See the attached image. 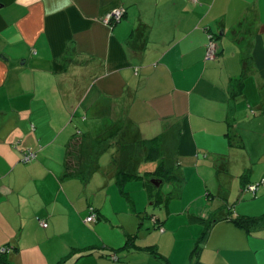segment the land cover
Listing matches in <instances>:
<instances>
[{"label":"crops","instance_id":"0c3cea01","mask_svg":"<svg viewBox=\"0 0 264 264\" xmlns=\"http://www.w3.org/2000/svg\"><path fill=\"white\" fill-rule=\"evenodd\" d=\"M119 7L122 20L106 25ZM89 117L107 125L95 139L118 157L110 172L155 161L172 142L201 195L180 211L154 195L166 217L141 219L154 228L143 235L113 212L122 229L95 239L110 230L105 198L92 229L89 216L75 220L80 238L57 209L75 183L64 184L68 158L88 180L108 171L104 153L86 159L96 148L77 159L95 140ZM154 123L161 133L146 136ZM158 135L161 146H141ZM1 248L0 264H264V0H0Z\"/></svg>","mask_w":264,"mask_h":264},{"label":"rangeland","instance_id":"374dc122","mask_svg":"<svg viewBox=\"0 0 264 264\" xmlns=\"http://www.w3.org/2000/svg\"><path fill=\"white\" fill-rule=\"evenodd\" d=\"M111 120V119H110ZM102 120L99 118L97 120L89 117V121L85 122L87 127L92 126L93 130H88L89 134L95 139V137H99L100 134H105V131L107 129L106 124H102ZM112 121V120H111ZM109 123V121H108ZM149 130L145 131L144 134L146 136L148 135H154V132L161 133L162 131V125H156L155 123L150 125ZM161 136L158 135L159 141ZM162 138V137H161ZM156 144H159L155 141ZM163 143V140H162ZM166 146H169L168 149H166V152L162 154V156H158V159L154 161L148 160L146 161L144 158L137 160L135 163V167L130 168L129 171L125 170L129 173L139 175L141 178L138 179H127L123 184L120 183L123 179L127 177L126 174H129L127 172H123L126 174H121L120 177L115 176H108L114 175L112 171H109V166L112 161V148H109L106 150L104 154L101 155L99 161H100V167L101 168H107L108 171L107 173H103L100 171H97L96 173L93 174V176L88 180L89 182L83 181V179H76L72 178L69 180H65L64 184L69 182L70 180H75V183L73 184L74 186L71 187V189L67 190L68 194H66L71 200H68V206L64 205L62 203L63 201V195L60 197V202L58 203V209H57V214L62 215L66 221L70 220V226L73 228L75 227V231L77 232V235L80 238H88V235L85 233L86 228H83L80 226L81 224L79 222L75 223L76 219L82 220L86 218L87 216L90 215V208L94 207L95 209L98 208L97 204L101 203L104 201L105 198H108V203H107V209L106 212L110 214L109 216L110 219V227L109 231H105L104 233L102 232L101 234H93V237L96 238H101L103 237L105 239L108 238L106 235L115 237V233L118 231L115 230H121L122 227L120 226L118 220L115 219V214L118 212L119 214L123 213L122 218L126 219V226H132L133 228H138L139 232L141 235L145 234V232H152L153 227L150 226L148 223L145 225H142L140 227V222L141 219L143 222H149L152 220V218L155 216L159 217L162 216L163 218L166 217L167 209L166 205L163 203L166 202V200L170 199L171 202V207L173 211H180L182 207L192 198H198L201 193L199 192V188L201 187L200 184L202 180L197 178V173L194 166H185L184 171L182 172L181 166H179L178 163H180V158L176 157V148H175V143L168 142ZM139 148L137 149V151ZM135 151V147H134ZM145 150L140 149V152L143 153ZM132 160L136 158H132ZM71 162L73 164L74 160L71 159ZM160 166H163L165 168V173L161 175V173L155 172V174H147V172H154L156 170L159 171ZM110 172V173H109ZM206 176H210L206 173L208 172H203ZM213 174V171L211 172ZM147 176H154V177H160L163 183L160 184V186H155L154 184L151 183V180H159L157 178H147ZM215 177H218L217 174L214 171L213 174ZM182 179H179V177ZM88 177V175H87ZM187 181H191L192 184H190V187H187L186 184V178ZM147 181H150V184L152 186V191L150 192L151 200H149V193L147 190L144 188L143 185H147ZM106 182V183H105ZM218 182V181H217ZM88 184V185H86ZM108 184V188L104 187L101 188L103 185ZM185 184V185H184ZM214 184V183H212ZM67 185V184H66ZM182 186L185 188L181 189ZM213 187V186H212ZM202 189V188H201ZM214 195V190H212ZM64 194V195H65ZM160 194L162 198V202L157 205H153L152 202L155 201L154 195L158 196ZM207 194H205V198ZM217 196V195H216ZM128 198L134 200V204L130 203ZM217 198V197H216ZM213 200V199H212ZM155 203V202H154ZM136 204V205H135ZM206 204V202L204 203ZM215 206L217 205V202H214ZM134 205V207H133ZM161 205V206H160ZM137 206V208H136ZM133 207V208H132ZM139 208V209H138ZM140 208L142 210H140ZM201 208L202 210L204 209L203 207H196V209ZM130 211L132 213L140 214V216L136 217L135 215H132L130 213L127 214V212ZM98 213V212H97ZM98 215V214H97ZM101 219H105L104 216L101 215L99 217ZM175 217H172L171 221H169V224L172 225V220H174ZM99 220V219H98ZM128 220V221H127ZM74 222V223H73ZM84 222V221H83ZM105 222V221H104ZM137 223V224H136ZM96 223H85L87 226L88 230L92 229L91 227L95 226ZM118 225V227H116ZM108 226V225H107ZM114 226V227H113ZM87 231V230H86ZM116 238V237H115ZM109 240V238H108ZM2 249H0V254H2Z\"/></svg>","mask_w":264,"mask_h":264},{"label":"trees","instance_id":"16d2710c","mask_svg":"<svg viewBox=\"0 0 264 264\" xmlns=\"http://www.w3.org/2000/svg\"><path fill=\"white\" fill-rule=\"evenodd\" d=\"M87 139V138H86ZM84 140L82 143H79L78 144V146H77V154H79V153H83L84 154V150L86 149V150H92V148H96V151L94 152L93 150H92V153H90L89 155H87V154H85V155H87V160H89L90 162H98V159H99V156H98V153H104V151H105V149L104 148H102V146H100L101 144H102V142H100V141H98V140H93L92 142H89L88 140ZM128 141L129 140H126V143L128 144ZM155 141L158 143L159 142V144H156L155 143ZM82 144H84L85 145V147L86 148H84V146L82 147L81 145ZM141 146H143V147H145V148H147V149H152V147L153 146H155V147H157V146H161V142L159 141V139H154V140H152V141H149V140H144V141H142V143H141ZM156 150H157V152H160V150H159V148H156ZM95 154L94 156H92L91 154ZM152 156V155H151ZM78 158L77 159H81V157H83L82 155L80 156V154L77 156ZM118 157H116L115 155H113V157H112V162L115 164V163H117L118 162V159H117ZM35 159V158H34ZM33 159V160H34ZM71 159H73L72 157H70V158H68V161H67V164H66V177H74V178H79V179H83V181H88V177H87V175L89 176L90 174H86L85 175V173L84 172H74L73 170H74V162H73V164H72V162H71ZM32 160V161H33ZM161 169H159L160 171H158L159 173H161V175L163 174V173H165V168L163 167V166H161L160 167ZM123 172H127V171H125V170H121L120 172H117V174L115 173L114 175H112V176H115V175H117V177H120L121 176V174H126V173H123ZM157 172V173H158ZM127 173H129V172H127ZM148 174H150V173H148ZM152 174H155V173H151L150 175H152ZM108 175H110V174H108ZM127 175V177L125 178V179H123L120 183H124L127 179H138V178H141L139 175H136V174H132V173H129V174H126ZM147 178L149 177V176H146ZM179 177V176H178ZM179 179H182V178H180L179 177ZM148 183V187H149V189H152V186H151V184H150V181H147ZM128 200L131 202V199L130 198H128ZM91 208H93L94 209V212H95V214H96V216H97V219H98V215H97V209H95L94 207H91ZM91 208H90V214H91ZM240 221V220H239ZM253 221V220H252ZM251 222V221H250ZM238 223V222H237ZM242 224V225H244L246 222H243V221H240L239 222V224ZM2 264H7L6 263V260H2Z\"/></svg>","mask_w":264,"mask_h":264},{"label":"built area","instance_id":"2783aa9c","mask_svg":"<svg viewBox=\"0 0 264 264\" xmlns=\"http://www.w3.org/2000/svg\"><path fill=\"white\" fill-rule=\"evenodd\" d=\"M191 1L197 2V0H191ZM125 13H126V10L123 7L116 8L104 18L103 22L106 25L113 27L115 24L119 23L122 20ZM215 53H216L215 41L213 40L212 36H209V42L207 44V59H214ZM34 158H35V154L32 153L31 151H27L25 154V157H24V161L30 162ZM251 189L256 190L257 187L252 186ZM86 221L88 223H95L97 221V216H96L93 208H91V214L86 219ZM42 225L44 227H47L46 223H43ZM4 252H5V250H4Z\"/></svg>","mask_w":264,"mask_h":264},{"label":"water","instance_id":"95a60500","mask_svg":"<svg viewBox=\"0 0 264 264\" xmlns=\"http://www.w3.org/2000/svg\"><path fill=\"white\" fill-rule=\"evenodd\" d=\"M151 183L158 187V186H160V184L162 183V181L161 180L158 181V180H154L153 179V180H151Z\"/></svg>","mask_w":264,"mask_h":264}]
</instances>
